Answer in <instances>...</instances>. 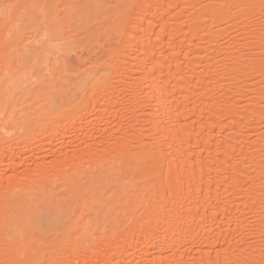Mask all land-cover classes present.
Returning a JSON list of instances; mask_svg holds the SVG:
<instances>
[{"label": "bare ground", "instance_id": "1", "mask_svg": "<svg viewBox=\"0 0 264 264\" xmlns=\"http://www.w3.org/2000/svg\"><path fill=\"white\" fill-rule=\"evenodd\" d=\"M16 2L61 6L67 42L41 60L75 73H58L68 80L66 112L37 105L32 84L5 110L20 54L40 45H21L33 33L18 34L0 15V260L6 244L20 243L6 210L10 223L31 217L28 237L37 239V209L68 205L76 219L56 235L70 252L44 232L43 250L13 255L41 264H264L262 0L0 5ZM100 68L99 81L81 89Z\"/></svg>", "mask_w": 264, "mask_h": 264}, {"label": "snow or ice", "instance_id": "2", "mask_svg": "<svg viewBox=\"0 0 264 264\" xmlns=\"http://www.w3.org/2000/svg\"><path fill=\"white\" fill-rule=\"evenodd\" d=\"M262 10H264V0H262ZM61 6L59 4H37V3H4L0 5V15L3 16L6 26H11L19 33L31 32L32 37L28 35H23L21 37L20 43L23 45L24 41L27 40L29 43L35 42L40 45V47L25 50L20 54L19 64L15 75L19 77L18 80H13L11 77L5 82V94H4V108L7 110L9 107H15V102L18 99L17 93L28 90V85H38L32 92L35 96V103L41 105L42 107L49 110L51 113H62L67 110L64 107V99L68 90L66 84L68 83L67 76L61 77L58 75L60 72L64 73H75V69L71 67L57 68L54 72L52 68L49 67L48 62L41 60V54L47 55V48L56 47L60 43H66L64 38L65 23L60 15L55 11ZM65 7L71 8H83L85 10H91L93 8L99 9L103 5L97 3L95 5H67ZM40 33H43V40L38 39ZM91 63V62H90ZM80 67H83L82 65ZM104 68H100L99 71L90 72L88 74L87 81H80L81 89L85 82L91 83L94 81H99L100 73L105 72ZM261 73L264 75V52L261 55ZM78 75V73H77ZM115 82L112 83V87H116ZM264 179V177H262ZM260 206L264 208V200L260 201ZM38 215L35 217L36 224L40 228L42 235L37 239H29L28 231L33 226V219L28 217L27 219L21 221L9 222L10 213L5 211V227L8 230H15L17 236L20 238L19 247H13L12 244L5 245L4 259L0 260V264H41L38 260L32 259H20L16 258L13 253L19 251L21 248L26 246H31L36 249V245H43L47 237L43 236L46 232L48 237L52 238V241L58 244L64 252L68 253L71 251L72 245L67 240H59L57 238V233L61 231L62 222L69 218L71 220L76 219V214L71 212L68 205H48L40 206L38 209ZM34 235V233H33ZM78 235V229H74L71 232V236L75 237ZM264 237V233H262ZM52 244H49L51 247ZM36 250H43L36 249ZM26 254V253H25ZM44 264H64L63 261H45Z\"/></svg>", "mask_w": 264, "mask_h": 264}]
</instances>
